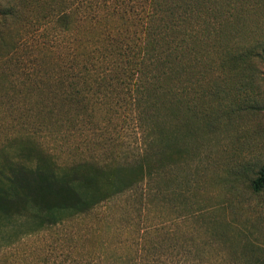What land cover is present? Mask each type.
Returning <instances> with one entry per match:
<instances>
[{"label":"trees","instance_id":"16d2710c","mask_svg":"<svg viewBox=\"0 0 264 264\" xmlns=\"http://www.w3.org/2000/svg\"><path fill=\"white\" fill-rule=\"evenodd\" d=\"M263 68L264 0H0L3 111L28 123L27 134L80 135L87 127L100 147L97 160L64 173L4 156L0 213L47 214L55 225L64 219L57 213L83 215L139 187L148 199L172 194L160 185L168 141L220 136L227 117L257 114ZM126 128L136 139L129 153L118 140ZM110 131L116 138L105 139ZM113 164L123 184L104 193L100 174ZM232 194L227 223L210 219V209L179 210L178 220L193 218L190 241L179 228L168 240L151 229L120 239L130 248L110 260L161 264L168 252L164 264H264V163Z\"/></svg>","mask_w":264,"mask_h":264},{"label":"rangeland","instance_id":"374dc122","mask_svg":"<svg viewBox=\"0 0 264 264\" xmlns=\"http://www.w3.org/2000/svg\"><path fill=\"white\" fill-rule=\"evenodd\" d=\"M231 92L228 88L227 93ZM256 93L263 100L257 104L260 106L257 114L227 117L224 133L220 136L200 134L183 138L176 134L168 141L161 153L160 185L163 189H174L172 194L151 196L150 202L145 188L139 187L112 196L83 215L65 217L64 212L57 213V218L64 219L55 225L48 223L47 214L37 218L31 213L12 217L0 213V264H72L74 257V261L81 264H115L110 260L112 254L125 255L130 248L125 244L118 246L120 239L136 237L137 233L157 229L162 233L160 238L164 240V236L168 240L167 233L179 228L185 232L188 241L196 236L197 231L191 226L194 221L190 222L193 218L187 222L183 218L178 220L179 210L210 209V219L223 223L230 221L231 210L223 205L232 198L237 185L246 187L251 178L257 176L259 166L264 163V68ZM3 109L0 105V166H3V157L7 156L32 168L40 161L45 162L57 173H64L68 166L83 159L92 161L100 157L98 132L94 130L87 131L84 127L80 135L65 136L27 134L23 127L29 124ZM108 134L103 137L116 138L112 131ZM118 140L123 144L121 150L124 149V153L131 151L129 143L136 142L130 128H126ZM26 146L30 150L22 155L20 149ZM116 167L113 164L100 174L104 193L123 184L120 178L123 172L115 171ZM3 170L8 174L6 169ZM88 170L95 172L93 165ZM94 192L97 197L100 191ZM235 243L241 246L244 241L236 239ZM72 246L76 247L73 252ZM77 251L81 253L77 254ZM167 253L158 258L161 264L166 263Z\"/></svg>","mask_w":264,"mask_h":264}]
</instances>
